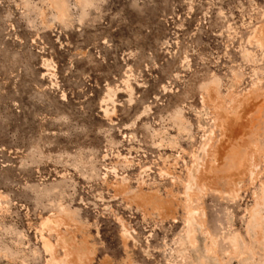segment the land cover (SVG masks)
<instances>
[{"label":"rangeland","instance_id":"obj_1","mask_svg":"<svg viewBox=\"0 0 264 264\" xmlns=\"http://www.w3.org/2000/svg\"><path fill=\"white\" fill-rule=\"evenodd\" d=\"M49 263L264 264V0H0V264Z\"/></svg>","mask_w":264,"mask_h":264},{"label":"bare ground","instance_id":"obj_2","mask_svg":"<svg viewBox=\"0 0 264 264\" xmlns=\"http://www.w3.org/2000/svg\"><path fill=\"white\" fill-rule=\"evenodd\" d=\"M111 100V99H110ZM48 222V221H47ZM46 222V223H47ZM49 224H51V221H50V223ZM47 226H48V224H47ZM49 227V226H48ZM66 240V239H65ZM66 252V251H65ZM53 257V256H52ZM55 261V260H54ZM57 262V261H56ZM55 263V262H54ZM57 263H60L59 261L57 262ZM50 264V263H49Z\"/></svg>","mask_w":264,"mask_h":264}]
</instances>
